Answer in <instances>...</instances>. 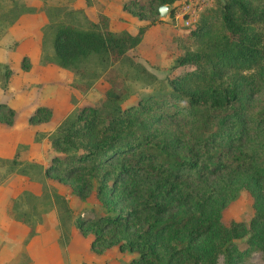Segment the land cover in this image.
Here are the masks:
<instances>
[{"label": "trees", "instance_id": "1", "mask_svg": "<svg viewBox=\"0 0 264 264\" xmlns=\"http://www.w3.org/2000/svg\"><path fill=\"white\" fill-rule=\"evenodd\" d=\"M173 2L122 0L121 6L151 23L160 4ZM212 7L182 35L189 46L176 59L181 70L169 78V89L123 107L122 93L110 87L102 106L75 109L49 134L53 153L41 166L43 177L81 198L94 193L99 203L98 210L73 216L78 231L92 235L95 253L117 245L133 253L125 264H238L253 251L264 258V101H255L264 89V0H218ZM14 8L11 23L30 10L18 0L9 11ZM106 19L87 28L54 24L55 61L77 70L92 54L119 59L147 26L113 31ZM28 63L23 55L21 66ZM2 75L11 77L6 68ZM14 116L15 109L0 102V121L11 125ZM51 116L49 106L38 105L28 121ZM17 154L18 148L15 164ZM242 187L252 195V217L223 222L222 209ZM35 199L31 192L20 194L6 211L34 226L32 217H19L15 209L26 203L36 213ZM52 200L71 216L67 198L57 191H46L40 201Z\"/></svg>", "mask_w": 264, "mask_h": 264}, {"label": "rangeland", "instance_id": "2", "mask_svg": "<svg viewBox=\"0 0 264 264\" xmlns=\"http://www.w3.org/2000/svg\"><path fill=\"white\" fill-rule=\"evenodd\" d=\"M18 1L21 4L26 3L30 10L22 12L19 22L11 23L18 9L9 11L12 0H0V102H3L1 100L5 96L6 102L13 105L19 99L14 107L15 116L11 125L22 120L23 107H27L24 106L25 103L31 106V111L39 104L49 106L52 109L54 127L49 131L43 130L52 121L46 126L40 125L42 129L37 132H33L31 127L29 136H24L18 144L19 147L17 146V164L11 161L13 155L0 157L4 159L0 160V195L4 190L8 192L6 205H10L12 201L14 203L20 194L31 192L37 198L34 203L36 202L38 211L35 215L26 203H21L15 209L19 217L30 216L32 223L37 225L10 219L8 228L14 236L8 240L7 247L3 244L7 235L0 236V264H47V258L43 254L45 252L60 255L66 264H81L83 261L86 264H125L132 257V252L120 251L117 245L108 247L102 253L93 252L89 247L92 235H82L73 222V216L90 208H100L94 193L81 198L72 193L67 185L50 177H43L41 166L53 153L47 142L48 137L58 123L75 109L83 105H103L106 91L110 87L122 93L119 99L124 98L123 107L144 94L160 93L169 89V78L181 70V67L175 65L176 59L189 46L188 40L183 39L182 35L187 34L195 25H186L180 19L178 20L182 23L178 21L177 24L171 12L167 19L160 18L158 14L151 23L147 18L141 19L130 13L122 15L118 12L122 0ZM217 1L213 0L212 6ZM100 15L107 17V28L113 31L131 29L135 32L139 26L147 24L142 41L127 49L119 59L110 57L104 60L92 54L77 70L59 65L55 61L52 47L54 24L67 23L87 28ZM23 55L28 57V67L21 66ZM137 63L143 64L152 74L139 71ZM184 67L192 68L193 65L186 64ZM4 68L10 72V79L2 77ZM3 83H7L8 87L3 89ZM258 94L255 101L263 102L264 89ZM13 95L16 100L9 99L8 96ZM46 191L49 194L57 191L67 198L72 210L70 217L60 207V201L52 200L50 204L40 201ZM29 201L27 198L26 202ZM253 213L252 195L247 188L242 187L222 209L221 219L225 223L231 220L248 222ZM35 228L36 233H31L30 236V229ZM35 235H42V239L47 240V248L43 249L41 241H33L28 250L27 245ZM237 242L243 246L244 238L237 239ZM238 264H264L263 254L253 251Z\"/></svg>", "mask_w": 264, "mask_h": 264}, {"label": "crops", "instance_id": "3", "mask_svg": "<svg viewBox=\"0 0 264 264\" xmlns=\"http://www.w3.org/2000/svg\"><path fill=\"white\" fill-rule=\"evenodd\" d=\"M108 3H110V2L108 1ZM119 5H120V7H119L118 12L122 15H129L130 12H128L127 10H124L122 8L121 4H119ZM107 15H108V17H110L111 16L110 12H108ZM94 19H95V21L98 20L97 17H95ZM127 30L132 32V33H135L137 31L136 30L134 32L131 29H127ZM142 38H143V36H142ZM141 41H142V39H141ZM8 97H9V99H15L16 100V97L14 95L12 97H10V96H8ZM5 98H7V97L5 96L1 101L9 104V102H6L7 100ZM18 101H19V99L16 100V103L14 105L13 104H9V105H11V107L14 108L17 106ZM29 104H31V103H29ZM39 105H42V104H39ZM24 106H27V107H25V109L23 107V113L21 114V115H23V117H22L21 121H18V122L16 121V123L14 125H8V124H5L4 122L3 123L0 122V157H2V158L10 157L13 155L18 144L24 139V136L25 137L29 136V132H30L29 129L31 127H33V132H37V131H39L38 129H42L43 125L46 126L49 121H52V124L50 122V125L48 124V127L44 128L43 130L49 131V130L53 129V127H54L53 118H52L53 116L48 121H42L39 123H30L28 121V117H29V114L32 112L31 111L32 108H31V106L29 107L27 103H25ZM37 106H35V108ZM28 111H29V113H28ZM40 125H42V126H40ZM7 198H8V192L4 190V193L0 195V233H1L0 236L7 235L6 239L3 241V242H5V243H3L4 247L9 246L8 240H11V237L14 236V234H12V232H10L9 228H8L11 217L8 215V213L6 211ZM42 238H43L42 235L41 236L35 235V236L31 237L30 243H28V245H27L28 250H30L29 248H30L31 244H33L32 243L33 241H41L43 243V244L41 243V245L44 247L43 249L47 248L48 242H47V240H44L45 238L44 239H42ZM1 241H2V238L0 237V243H1ZM50 242L51 241H49V243ZM30 253H31V251H30ZM43 254L47 258V264H66L63 257H61L60 255H51L48 252H45ZM32 258H33V255H32Z\"/></svg>", "mask_w": 264, "mask_h": 264}, {"label": "built area", "instance_id": "4", "mask_svg": "<svg viewBox=\"0 0 264 264\" xmlns=\"http://www.w3.org/2000/svg\"><path fill=\"white\" fill-rule=\"evenodd\" d=\"M212 4L213 0H174L170 12H173L177 24L178 21L182 20L183 22L184 20L186 25L194 26L199 19L200 13L211 7Z\"/></svg>", "mask_w": 264, "mask_h": 264}, {"label": "water", "instance_id": "5", "mask_svg": "<svg viewBox=\"0 0 264 264\" xmlns=\"http://www.w3.org/2000/svg\"><path fill=\"white\" fill-rule=\"evenodd\" d=\"M173 7V3H163L160 4L158 7L159 10V17L163 19H167L169 17L170 9Z\"/></svg>", "mask_w": 264, "mask_h": 264}]
</instances>
